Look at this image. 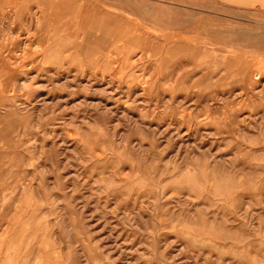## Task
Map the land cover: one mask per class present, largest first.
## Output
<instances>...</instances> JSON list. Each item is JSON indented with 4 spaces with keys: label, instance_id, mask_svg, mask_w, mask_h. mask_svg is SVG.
<instances>
[{
    "label": "rangeland",
    "instance_id": "rangeland-1",
    "mask_svg": "<svg viewBox=\"0 0 264 264\" xmlns=\"http://www.w3.org/2000/svg\"><path fill=\"white\" fill-rule=\"evenodd\" d=\"M0 255L264 264V0H0Z\"/></svg>",
    "mask_w": 264,
    "mask_h": 264
},
{
    "label": "crops",
    "instance_id": "crops-1",
    "mask_svg": "<svg viewBox=\"0 0 264 264\" xmlns=\"http://www.w3.org/2000/svg\"><path fill=\"white\" fill-rule=\"evenodd\" d=\"M0 264H11L9 261V258L5 257L4 255H0ZM14 264H26L25 259L21 258V259H17ZM41 264V263H38Z\"/></svg>",
    "mask_w": 264,
    "mask_h": 264
},
{
    "label": "bare ground",
    "instance_id": "bare-ground-1",
    "mask_svg": "<svg viewBox=\"0 0 264 264\" xmlns=\"http://www.w3.org/2000/svg\"><path fill=\"white\" fill-rule=\"evenodd\" d=\"M63 1H64V0H63ZM255 1H256V0H255ZM65 2H66V0H65ZM67 2H68V1H67ZM17 7H18V6H17ZM45 11H46V10H45ZM78 11H79V10H78ZM55 16H56V15H55ZM65 18H66V17H65ZM65 20H66V19H65ZM54 22H55V21H54ZM61 23H62V22H61ZM53 26H54V25H53ZM58 26H61V25H58ZM58 26H56V27L58 28ZM95 26H96V25H95ZM62 27H63V26H62ZM48 28H49V27H48ZM88 28H89V27H88ZM92 28H93V26H92ZM46 29H47V28H46ZM93 29H94V28H93ZM59 30H60V28H59ZM90 30H92V29H90ZM85 34H86V33H85ZM87 34H89V32H88ZM87 34H86V35H87ZM87 36H88V35H87ZM85 37H86V36H85ZM85 37H84V38H85ZM126 37H127V36H126ZM85 39H86V38H85ZM88 40H89V39H88ZM85 42H86V41L84 40V43H85ZM193 42H196V40L193 41ZM201 44H202V43H201ZM201 44H200V45H201ZM79 46H80V45H79ZM172 47H173V46H172ZM180 47H181V46H180ZM75 48H76V47H75ZM84 48H85V46H84ZM176 48H177V47H176ZM181 48H182V47H181ZM186 48H187V47H186ZM90 49H91V48H90ZM90 49H89V50H90ZM92 49H93V48H92ZM189 49H190V48H189ZM78 50H79V49H78ZM87 50H88V48H87ZM94 50H95V49H94ZM95 51H96V50H95ZM95 51H92V55H94V56H95V54L97 53V52H96L95 54H93ZM166 52H167V51H166ZM197 52H198V51H197ZM63 53H64V52H63ZM89 54L91 55V52H90ZM216 97H217V96H216Z\"/></svg>",
    "mask_w": 264,
    "mask_h": 264
}]
</instances>
